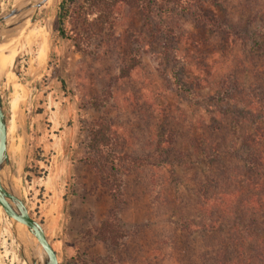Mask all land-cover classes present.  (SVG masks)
<instances>
[{
  "label": "rangeland",
  "instance_id": "obj_1",
  "mask_svg": "<svg viewBox=\"0 0 264 264\" xmlns=\"http://www.w3.org/2000/svg\"><path fill=\"white\" fill-rule=\"evenodd\" d=\"M154 1L116 4L98 32L67 19L79 48L60 0L37 8L0 73L13 183L57 264H264V0ZM101 121L120 200L82 160ZM0 264H26L1 207Z\"/></svg>",
  "mask_w": 264,
  "mask_h": 264
},
{
  "label": "trees",
  "instance_id": "obj_2",
  "mask_svg": "<svg viewBox=\"0 0 264 264\" xmlns=\"http://www.w3.org/2000/svg\"><path fill=\"white\" fill-rule=\"evenodd\" d=\"M119 3L131 7H138L142 10L144 15H148L153 10L160 13L163 10L161 5L154 0H60L55 19L56 31L59 37L63 40L72 41L74 46L79 48V41L77 39L83 36H81L79 32L66 31L65 21L74 16H82V18H85L87 14H93L95 16L93 22L87 25L92 27V30L98 32V30H102L107 23H110V10ZM199 15L200 14H196V18ZM205 24L210 27L216 25V23L209 21L205 22ZM217 28L222 27L221 25H217ZM123 63L120 70L123 74H127L136 64L135 62L131 63L127 56L123 60ZM60 86L65 88L63 81H60ZM95 125L97 126L96 128H94ZM86 129L89 137L87 144L88 149L90 152L94 153L95 156L88 153L84 155L82 160L94 171L99 184L109 187L108 189L114 194L115 199L120 200L119 185L112 181V183L109 184V181L116 178L118 180L120 164L122 163L120 159L114 156V152L110 150L111 142L107 135V125L101 121L96 124H90ZM97 154L98 156H96ZM96 232H98V238L100 240L111 243H116L117 239L123 236L120 229H117V233H115V230L110 227V223L107 220H103L99 223Z\"/></svg>",
  "mask_w": 264,
  "mask_h": 264
},
{
  "label": "water",
  "instance_id": "obj_3",
  "mask_svg": "<svg viewBox=\"0 0 264 264\" xmlns=\"http://www.w3.org/2000/svg\"><path fill=\"white\" fill-rule=\"evenodd\" d=\"M44 1L24 0L1 10L0 45H5L18 37L14 30L26 19L29 22H35L37 17L32 14V11H36ZM5 130L6 121L0 99V207L10 221L14 239L20 248V256L25 263L57 264L56 255L48 244L39 223L28 213L13 183L15 172L6 153ZM27 235L32 238V242L27 239Z\"/></svg>",
  "mask_w": 264,
  "mask_h": 264
},
{
  "label": "bare ground",
  "instance_id": "obj_4",
  "mask_svg": "<svg viewBox=\"0 0 264 264\" xmlns=\"http://www.w3.org/2000/svg\"><path fill=\"white\" fill-rule=\"evenodd\" d=\"M20 1H24V0H12V4H17L19 3ZM37 10V9H36ZM33 15L35 14L36 11H32ZM14 18H12L13 20ZM10 19H8L9 21ZM33 22H29L28 19H26L21 25H19L16 30H14V33L15 35H17L18 37H16L15 39H12L15 40L14 41V45L12 47H9V45H3L1 44L0 45V73L1 72H5L7 67H10V66H13L12 64V60H13V54L15 52V49L18 48V46L20 45L27 29L29 28V26L32 24ZM24 43V42H23ZM43 43H41V53H42V50H43ZM14 99V98H13ZM15 100V99H14ZM13 108L15 110V113H16V100L15 102L13 103ZM11 149V148H10ZM12 151V150H11ZM20 165V163H19ZM18 169V168H17ZM27 239L30 240L32 242V238L29 237L27 235Z\"/></svg>",
  "mask_w": 264,
  "mask_h": 264
}]
</instances>
